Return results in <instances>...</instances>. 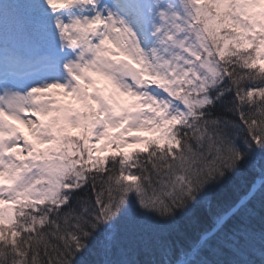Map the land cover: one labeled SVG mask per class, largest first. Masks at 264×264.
<instances>
[{"label": "snow or ice", "instance_id": "snow-or-ice-1", "mask_svg": "<svg viewBox=\"0 0 264 264\" xmlns=\"http://www.w3.org/2000/svg\"><path fill=\"white\" fill-rule=\"evenodd\" d=\"M0 264H264V0L0 4Z\"/></svg>", "mask_w": 264, "mask_h": 264}, {"label": "trees", "instance_id": "trees-1", "mask_svg": "<svg viewBox=\"0 0 264 264\" xmlns=\"http://www.w3.org/2000/svg\"><path fill=\"white\" fill-rule=\"evenodd\" d=\"M249 179H250V177L248 176L247 173L238 177L234 181L232 188L230 190H228L225 194L229 195V196H235L238 190L243 189L244 185L247 184ZM257 183H259L258 180H257ZM194 224H195V221H190V222H184V224L182 225L181 232L185 238L191 237L195 234ZM252 259L254 261H257V262L259 260V258L257 256H253Z\"/></svg>", "mask_w": 264, "mask_h": 264}, {"label": "rangeland", "instance_id": "rangeland-1", "mask_svg": "<svg viewBox=\"0 0 264 264\" xmlns=\"http://www.w3.org/2000/svg\"><path fill=\"white\" fill-rule=\"evenodd\" d=\"M5 2V0H0V4H3ZM19 127L21 128V131H23L26 135L28 134V130L23 126V125H19ZM133 135H136L135 133ZM139 135H149L148 133H140ZM127 150H131V149H127Z\"/></svg>", "mask_w": 264, "mask_h": 264}]
</instances>
